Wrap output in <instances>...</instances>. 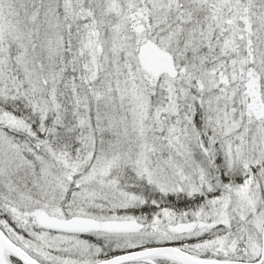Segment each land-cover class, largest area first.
Here are the masks:
<instances>
[{
    "label": "snow or ice",
    "instance_id": "obj_1",
    "mask_svg": "<svg viewBox=\"0 0 264 264\" xmlns=\"http://www.w3.org/2000/svg\"><path fill=\"white\" fill-rule=\"evenodd\" d=\"M0 264H264V0H0Z\"/></svg>",
    "mask_w": 264,
    "mask_h": 264
}]
</instances>
